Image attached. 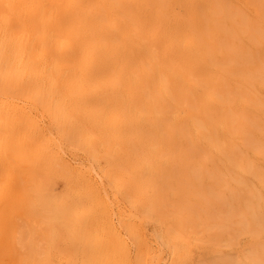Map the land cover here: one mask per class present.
Returning <instances> with one entry per match:
<instances>
[{"label": "bare ground", "instance_id": "bare-ground-1", "mask_svg": "<svg viewBox=\"0 0 264 264\" xmlns=\"http://www.w3.org/2000/svg\"><path fill=\"white\" fill-rule=\"evenodd\" d=\"M0 264H264V0H0Z\"/></svg>", "mask_w": 264, "mask_h": 264}, {"label": "rangeland", "instance_id": "rangeland-1", "mask_svg": "<svg viewBox=\"0 0 264 264\" xmlns=\"http://www.w3.org/2000/svg\"><path fill=\"white\" fill-rule=\"evenodd\" d=\"M25 222H26V220L21 215H19L16 219L18 231L20 232V235H22V236H24V234H26V227L27 226H26ZM25 243H26V241H22L21 239H19V241H18L17 249L19 251L17 253H19L21 256L25 255V253H26Z\"/></svg>", "mask_w": 264, "mask_h": 264}]
</instances>
